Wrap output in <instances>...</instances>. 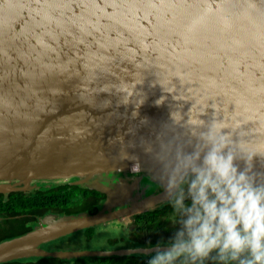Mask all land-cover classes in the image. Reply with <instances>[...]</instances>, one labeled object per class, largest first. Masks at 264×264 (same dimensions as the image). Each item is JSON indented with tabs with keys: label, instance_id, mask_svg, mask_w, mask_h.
I'll return each instance as SVG.
<instances>
[{
	"label": "water",
	"instance_id": "1",
	"mask_svg": "<svg viewBox=\"0 0 264 264\" xmlns=\"http://www.w3.org/2000/svg\"><path fill=\"white\" fill-rule=\"evenodd\" d=\"M213 120L264 173V0H0V194L48 182L107 196L1 241L0 263L153 253L41 245L164 203L147 149L173 135L193 148Z\"/></svg>",
	"mask_w": 264,
	"mask_h": 264
},
{
	"label": "clouds",
	"instance_id": "2",
	"mask_svg": "<svg viewBox=\"0 0 264 264\" xmlns=\"http://www.w3.org/2000/svg\"><path fill=\"white\" fill-rule=\"evenodd\" d=\"M202 115L170 109L166 121L194 130ZM227 127L213 120L193 148L173 135L147 149L176 225L148 264H264V173L253 170V153L238 151Z\"/></svg>",
	"mask_w": 264,
	"mask_h": 264
},
{
	"label": "trees",
	"instance_id": "3",
	"mask_svg": "<svg viewBox=\"0 0 264 264\" xmlns=\"http://www.w3.org/2000/svg\"><path fill=\"white\" fill-rule=\"evenodd\" d=\"M39 185V188L29 192H14L5 197L0 194V214L2 211H7L8 215L20 216L14 221L19 224H14L12 221L0 224V230L2 229L0 242L30 231L34 222L37 223L38 217L49 212H55L59 216L80 212L95 213L105 197L104 193L83 185L48 182L39 183ZM132 257L135 258V256L83 257L76 258L74 263L86 264L96 260L98 264L99 261L100 264H109L113 260H128ZM35 259H38V262H34ZM68 260L56 257H39L18 259L4 264H64Z\"/></svg>",
	"mask_w": 264,
	"mask_h": 264
},
{
	"label": "flooded vegetation",
	"instance_id": "4",
	"mask_svg": "<svg viewBox=\"0 0 264 264\" xmlns=\"http://www.w3.org/2000/svg\"><path fill=\"white\" fill-rule=\"evenodd\" d=\"M17 192H23V191H17ZM11 193H14V192H10L9 194ZM3 195L5 197L8 194L7 195L3 194ZM106 199H107V196L105 195L100 207L96 206L98 207L96 209L97 210L96 212L100 211L103 208ZM8 213L9 212L7 211H2V214H0L1 215L0 224H6L9 221H12L14 224H19L18 222L15 223L14 221H15V218L20 217V216H12V215H8ZM52 213H55V212H49V213L39 216L37 223L34 222L33 226L31 227L32 229L30 231H32L35 227H38L40 225V221L47 214H52ZM121 220H122L123 226L119 225L118 227H116V229L120 230V233L117 234L116 236H112L113 238H110L115 244H113L112 247L110 248L100 247L99 249H96V250H123V249H138V248H147V249L152 248L153 249L155 247L162 245L167 240V238L171 235V233L174 231L176 227V225L174 224L172 220L171 208L169 205H167L166 202L159 204L157 206H154L153 208L143 210L139 213L126 216L125 218H122ZM0 234H2V229L0 230ZM50 243L51 241L48 243L42 244L41 247L46 250H67V248L50 247ZM151 255H153V253H150V254L131 253L128 255H115V256H121V257L135 256V258L132 257L131 259H128V260H125V259L113 260L109 262V264H148V260L150 259ZM115 256H110V257H115ZM32 258H39V257H32ZM64 260H68V259H64ZM33 261L38 262V259H35ZM68 261L65 262L64 264H75L74 261L73 262H71L70 260ZM92 262L93 263H86V264H98L96 260H93ZM4 263H7V262H4ZM4 263H0V264H4ZM100 263L101 262L99 261V264Z\"/></svg>",
	"mask_w": 264,
	"mask_h": 264
},
{
	"label": "rangeland",
	"instance_id": "5",
	"mask_svg": "<svg viewBox=\"0 0 264 264\" xmlns=\"http://www.w3.org/2000/svg\"><path fill=\"white\" fill-rule=\"evenodd\" d=\"M119 225L123 226L121 219L78 230L51 241L50 247L67 248L73 251L96 250L100 247L110 248L115 244L110 238L120 233V230L116 229ZM76 258H71L70 261L73 262Z\"/></svg>",
	"mask_w": 264,
	"mask_h": 264
},
{
	"label": "bare ground",
	"instance_id": "6",
	"mask_svg": "<svg viewBox=\"0 0 264 264\" xmlns=\"http://www.w3.org/2000/svg\"><path fill=\"white\" fill-rule=\"evenodd\" d=\"M134 170H137V169L134 168Z\"/></svg>",
	"mask_w": 264,
	"mask_h": 264
}]
</instances>
